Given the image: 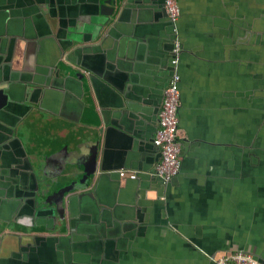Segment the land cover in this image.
Returning <instances> with one entry per match:
<instances>
[{
  "label": "crops",
  "instance_id": "crops-1",
  "mask_svg": "<svg viewBox=\"0 0 264 264\" xmlns=\"http://www.w3.org/2000/svg\"><path fill=\"white\" fill-rule=\"evenodd\" d=\"M177 1L182 168L163 186L164 0H0V264L264 263V0Z\"/></svg>",
  "mask_w": 264,
  "mask_h": 264
},
{
  "label": "built area",
  "instance_id": "built-area-1",
  "mask_svg": "<svg viewBox=\"0 0 264 264\" xmlns=\"http://www.w3.org/2000/svg\"><path fill=\"white\" fill-rule=\"evenodd\" d=\"M166 11L175 25V34L172 50L171 66L173 74L168 86L164 90V98L159 111L158 128L154 138V144L159 148L160 161L155 166V175L164 184H169L181 173L182 168V137L180 134L181 107V74L179 72L182 44L178 37V27L181 9L177 0H164ZM122 178L136 179V172L122 170ZM214 264H264L255 254L249 251H236L230 255L223 256Z\"/></svg>",
  "mask_w": 264,
  "mask_h": 264
},
{
  "label": "water",
  "instance_id": "water-1",
  "mask_svg": "<svg viewBox=\"0 0 264 264\" xmlns=\"http://www.w3.org/2000/svg\"><path fill=\"white\" fill-rule=\"evenodd\" d=\"M113 1H107L105 4H103L102 6H101V8H102V11H101V14L103 15V16H111L112 14H113V12H114V9H112L111 7H109L108 5H110V3H112ZM108 4V5H107ZM163 8H164V10H165V15H166V21H167V24L169 25V27L171 28V31H172V35L174 34V37H172V41H173V39H175L176 37H177V35L175 34V25L173 24V22L171 21V19H170V17H169V15H168V13H167V11H166V8H165V3H164V6H163ZM176 26L178 27V22L176 23ZM175 41V40H174ZM173 47H174V45H173ZM172 50H173V48H172ZM172 52V51H171ZM171 56H172V53H171ZM170 65H171V62H170ZM171 68H172V66H171ZM172 74H173V70H171V76H172ZM171 78V77H170ZM169 81H170V79H169ZM1 82V81H0ZM168 84H169V82H168ZM168 84H167V86H168ZM166 86V87H167ZM165 90V89H164ZM3 92H4V90H1L0 89V94H3ZM5 98H6V96H5ZM163 98H164V93H163ZM163 103V102H162ZM126 105L130 108L131 106H130V104H129V101H128V99H127V101H126ZM162 106V105H161ZM160 109H161V107H160ZM160 109H159V111H160ZM108 114V113H107ZM111 114V113H110ZM110 120V119H109ZM158 120H159V116H158ZM106 121L107 122H109L107 119H106ZM157 131V130H156ZM158 150H159V148H157ZM182 153V152H181ZM98 151H95V153H94V155L91 157V158H89V161L87 162V163H85V165H84V175H83V177H82V182H84L85 184H86V186L88 185V179H90V177H92V176H94L95 174H96V172H97V168H98ZM155 168V167H154ZM31 170H33L32 168H31ZM124 170H128V169H124ZM121 171L122 170H119V171H117V174L119 175V177L121 178V179H123L122 177H121V175H120V173H121ZM128 171H131V170H128ZM134 172H136V179H130V178H127V179H130V180H137L138 178H139V172H137V171H134ZM33 175L34 176H36V174H35V172H34V170H33ZM152 175L153 176H155V177H157L156 175H155V170L153 169V171H152ZM157 179H159V181H160V183H161V185H163V186H166L167 184H164L162 181H161V179L159 178V177H157ZM37 188V190H38V188H39V186H37L36 187ZM79 187H76V185H75V183H72L71 185H69V186H67V187H64V188H62V189H60L58 192H56L54 195H53V197H56L53 201L51 200V201H49V197L48 198H46V200L44 201V202H42V205H43V211H45V213H48V214H50L49 215V217H54L53 215H54V212H56V214L58 215V216H62V218L64 217V215H65V211H66V206H65V198H66V196L68 195V194H70V193H72V192H74L75 190H77ZM92 196V195H91ZM32 200H33V202H35V205L36 204H38L39 202H38V200H39V198H38V196H37V194H35V195H33L32 196ZM41 204V203H40ZM46 206V207H45ZM47 206H49V207H53V208H48ZM36 207V206H35ZM40 211L41 209H40V206H39V209H35V211Z\"/></svg>",
  "mask_w": 264,
  "mask_h": 264
}]
</instances>
